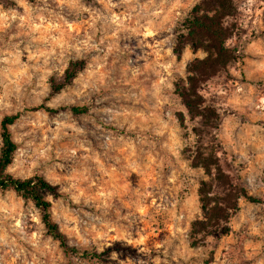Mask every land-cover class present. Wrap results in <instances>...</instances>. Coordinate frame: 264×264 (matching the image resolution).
Here are the masks:
<instances>
[{
	"label": "rangeland",
	"instance_id": "1",
	"mask_svg": "<svg viewBox=\"0 0 264 264\" xmlns=\"http://www.w3.org/2000/svg\"><path fill=\"white\" fill-rule=\"evenodd\" d=\"M197 1L0 0V124L19 114L7 170L56 185L53 220L97 255L67 257L34 203L0 189V264H264V0H233L224 18L235 58L200 87L214 127L190 121L174 91L207 52H173ZM74 60L84 68L50 96ZM196 149L261 200L240 198L226 233L191 237L207 178L190 166Z\"/></svg>",
	"mask_w": 264,
	"mask_h": 264
},
{
	"label": "trees",
	"instance_id": "2",
	"mask_svg": "<svg viewBox=\"0 0 264 264\" xmlns=\"http://www.w3.org/2000/svg\"><path fill=\"white\" fill-rule=\"evenodd\" d=\"M233 0H198L191 8L182 23L173 52L179 57L185 44L190 43L193 50L203 47L207 52L203 58H195L186 66L187 75L174 82V91L180 97L186 115L190 121L200 119L207 126L214 127L216 112L200 94L201 85L224 69L234 58L231 49L226 46L229 29L224 18L232 14ZM85 66L83 60L69 62L61 78L52 77L49 84V95H55L72 83L77 73ZM46 109H50L46 106ZM73 112L82 108L72 107ZM19 117L18 113L5 115L0 124V189H11L25 199H30L40 211V217L47 232L58 241L67 257L94 259V251L80 250L70 245L65 235L59 230L52 218L51 201L47 193L55 197L60 195L56 185L41 175L20 178L12 175L7 169L13 160L17 148L10 132V125ZM177 118L181 127L185 126V114L179 112ZM205 150V148H203ZM214 150L206 154L196 149L188 156L191 167H201L207 178L199 183L197 190L203 217L191 224V237L198 233L208 234L212 231L228 232L229 219L237 209L238 200L244 198L250 202H261L241 185L234 183L219 162ZM196 239V238H195Z\"/></svg>",
	"mask_w": 264,
	"mask_h": 264
}]
</instances>
